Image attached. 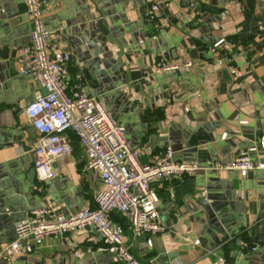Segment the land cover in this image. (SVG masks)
Returning <instances> with one entry per match:
<instances>
[{"label":"crops","instance_id":"crops-1","mask_svg":"<svg viewBox=\"0 0 264 264\" xmlns=\"http://www.w3.org/2000/svg\"><path fill=\"white\" fill-rule=\"evenodd\" d=\"M191 1L196 10L189 7ZM96 2L118 11L117 28L122 34L116 39L122 48V64L107 74L104 84L96 78L97 85L83 60L94 54L83 43L92 28L90 18L96 17L90 2L48 0L44 9L50 42L70 54L69 85L81 75L87 93L103 101L126 138L139 147L141 161H155L171 149L174 160L199 165L192 174L153 182L163 231L150 235V246L144 237L132 236L125 216L110 214L124 228L125 243L141 264H264V169L242 176L235 170L212 167L215 162L232 161L243 149L264 163L260 147L264 137V3ZM154 3H160L170 19V25L159 31L147 22ZM87 5L91 7L84 9ZM30 28L23 0H0V51L13 45L6 58L0 57V189L16 196L11 205L21 209L0 214V247L13 238L14 225L44 206L46 199L56 214H72L94 207L100 187L71 132V151L53 163L55 177L39 180L42 171L38 169L32 183L26 180L34 167L32 148L38 133L24 110L39 86L17 71L16 55L29 42ZM219 38L231 44L221 53L222 65L209 49ZM95 44L104 47L101 41ZM105 45L116 58L119 48L110 42ZM75 46L81 50L77 52ZM161 53L171 59L191 58L194 65L158 74L154 64ZM207 124H213L214 130ZM15 172L20 185L12 184ZM243 243L255 249L244 250ZM166 252L178 255L166 261L161 258ZM6 264L115 263L100 235L89 228L47 237L24 259Z\"/></svg>","mask_w":264,"mask_h":264},{"label":"built area","instance_id":"built-area-1","mask_svg":"<svg viewBox=\"0 0 264 264\" xmlns=\"http://www.w3.org/2000/svg\"><path fill=\"white\" fill-rule=\"evenodd\" d=\"M264 3V0H260ZM27 20L31 25L29 42L17 50L16 69L37 82L39 89L26 105L25 113L38 136L33 145V165L42 174L39 180L55 177L54 161L71 151L68 133L76 137L86 158V168L100 180L94 195V207H84L72 214H56L49 199L44 206L32 210L13 228V238L0 247L1 262L13 263L33 252L35 245L47 237H60L69 232L93 229L101 237L115 264H141L125 243L124 228L110 219L112 212L125 216L134 238L144 237L151 245V236L163 231L159 220V196L152 187L162 177L185 176L194 173L198 163L176 161L173 151L166 149L152 162L140 159L141 150L123 133L103 101L87 93L83 78L76 76L69 85V52L49 40L44 22L48 0H23ZM189 7L195 9L194 2ZM147 22L159 31L170 25L160 3L150 6ZM224 38L210 45L216 63L224 64L222 51L231 46ZM191 58L171 59L161 53L154 64L158 74L171 70L189 69ZM42 90H46L43 93ZM264 149V137L260 141ZM218 170H235L247 175L252 170L264 169V163L254 160L246 150H240L229 162H215ZM244 250L255 247L243 243Z\"/></svg>","mask_w":264,"mask_h":264},{"label":"water","instance_id":"water-1","mask_svg":"<svg viewBox=\"0 0 264 264\" xmlns=\"http://www.w3.org/2000/svg\"><path fill=\"white\" fill-rule=\"evenodd\" d=\"M92 5L96 17L92 16L90 20L93 21L92 28L89 29V37L88 40H85L83 43L86 45V48L90 51V53H94L92 56L88 55L85 59H83L87 65L90 67L91 70L87 72L88 75L92 77V81H94V85H97L96 78H99L100 82L104 84L107 79L108 73L115 72L117 68L122 64L121 55H122V48L119 41L116 39L121 36V30L117 28L120 24L119 17L115 16L118 12L115 8H106L108 5H101L98 6L96 0H88ZM106 6V7H105ZM91 6L87 5L84 9H89ZM109 18L110 25L108 22ZM104 43V47L96 48V42ZM106 42H110L111 44L117 46L120 50V53L117 55L116 58L113 57V52L109 51L108 47L105 45ZM13 45L7 44L6 48L0 51V57L6 58L8 56V48L12 47ZM76 51L78 52L81 50V47L75 46ZM101 54L102 59L97 58V56ZM109 59H114L110 60ZM113 63H116L113 65ZM102 65V68L100 67ZM120 68V67H119ZM88 71V70H87ZM43 93H46V90H42ZM208 128L212 131L214 130L215 126L213 124H207ZM16 173V172H15ZM37 173V169L35 167L29 170V174L26 175V180L29 182H33V179ZM14 181L12 182L13 185L16 183L20 185L21 181L18 178V174L16 173L13 177ZM16 196H13L9 190L0 189V214H5L7 211H17L21 210L20 208L16 209L12 207L13 201L16 199ZM26 210V209H25ZM23 210V211H25ZM177 252H166L161 255L163 260L169 261L177 256ZM1 264H6V262H2Z\"/></svg>","mask_w":264,"mask_h":264}]
</instances>
